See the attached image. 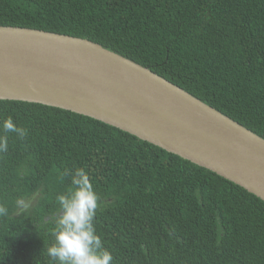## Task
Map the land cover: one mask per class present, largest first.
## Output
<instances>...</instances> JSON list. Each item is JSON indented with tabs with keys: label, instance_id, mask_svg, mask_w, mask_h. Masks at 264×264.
Masks as SVG:
<instances>
[{
	"label": "trees",
	"instance_id": "1",
	"mask_svg": "<svg viewBox=\"0 0 264 264\" xmlns=\"http://www.w3.org/2000/svg\"><path fill=\"white\" fill-rule=\"evenodd\" d=\"M0 25L99 43L264 138V0H0ZM8 117L26 136L0 153V264H55L51 217L78 168L112 264H264V201L246 189L69 110L0 100Z\"/></svg>",
	"mask_w": 264,
	"mask_h": 264
},
{
	"label": "water",
	"instance_id": "2",
	"mask_svg": "<svg viewBox=\"0 0 264 264\" xmlns=\"http://www.w3.org/2000/svg\"><path fill=\"white\" fill-rule=\"evenodd\" d=\"M0 100L97 119L264 200V138L99 43L0 25Z\"/></svg>",
	"mask_w": 264,
	"mask_h": 264
},
{
	"label": "clouds",
	"instance_id": "3",
	"mask_svg": "<svg viewBox=\"0 0 264 264\" xmlns=\"http://www.w3.org/2000/svg\"><path fill=\"white\" fill-rule=\"evenodd\" d=\"M0 133H3L0 135V153L8 150V133H16L20 139L26 136L25 129L18 127L11 117L0 124ZM66 175L71 177L72 187L66 194L56 197L59 212L51 217L55 225L52 233L55 242L47 247V256L55 264H112V254L96 233L94 219L99 196L88 174L78 168L74 174L66 170ZM17 204L23 213L30 209L32 201L21 199ZM7 213L8 209L0 204V216Z\"/></svg>",
	"mask_w": 264,
	"mask_h": 264
}]
</instances>
